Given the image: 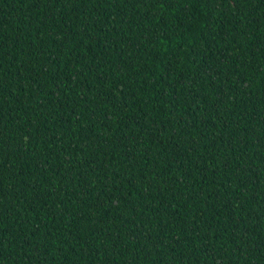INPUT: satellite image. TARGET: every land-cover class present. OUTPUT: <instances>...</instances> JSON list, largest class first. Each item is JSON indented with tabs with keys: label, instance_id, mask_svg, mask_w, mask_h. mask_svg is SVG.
<instances>
[{
	"label": "trees",
	"instance_id": "1",
	"mask_svg": "<svg viewBox=\"0 0 264 264\" xmlns=\"http://www.w3.org/2000/svg\"><path fill=\"white\" fill-rule=\"evenodd\" d=\"M0 264H264V0H0Z\"/></svg>",
	"mask_w": 264,
	"mask_h": 264
}]
</instances>
